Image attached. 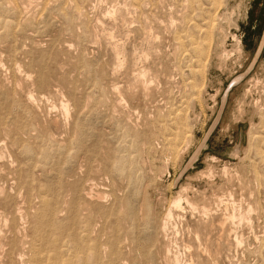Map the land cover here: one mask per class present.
<instances>
[{
    "label": "rangeland",
    "instance_id": "374dc122",
    "mask_svg": "<svg viewBox=\"0 0 264 264\" xmlns=\"http://www.w3.org/2000/svg\"><path fill=\"white\" fill-rule=\"evenodd\" d=\"M263 39L264 0H0V264H264Z\"/></svg>",
    "mask_w": 264,
    "mask_h": 264
},
{
    "label": "bare ground",
    "instance_id": "6f19581e",
    "mask_svg": "<svg viewBox=\"0 0 264 264\" xmlns=\"http://www.w3.org/2000/svg\"><path fill=\"white\" fill-rule=\"evenodd\" d=\"M263 46H264V40L262 41V44H261V47H260V50H262V48H263ZM138 75V74H137ZM244 77H245V75H241V76H239V77H237L234 81H233V83L231 84V86L230 87H233L234 85H236V84H239L243 79H244ZM252 79V78H251ZM251 79L249 80V81H251ZM249 81L248 82H246V83H249ZM227 97V96H226ZM238 153H239V151L237 150L236 152H235V156L236 155H238ZM233 155V154H232ZM214 159V158H213ZM213 159H212V161H213ZM216 161V160H215ZM90 170V169H89ZM58 176V175H57ZM96 193V192H95ZM179 196V195H178ZM182 198H183V195L181 194L180 196H179V198H178V200L175 202V204H176V206H179V204H180V200H182ZM75 212V211H74ZM250 212H251V210H249L248 211V213H246L245 215L244 214H240V217H244V216H246V217H248L249 216V214H250ZM172 213L170 212L169 214H168V216H167V221L169 220V219H171L172 218ZM245 218V217H244ZM167 222L165 223V229L167 228ZM164 230V229H163ZM161 233H162V231H161ZM163 234V233H162ZM164 235V234H163ZM167 241V240H166ZM172 255V254H171ZM179 262V261H178Z\"/></svg>",
    "mask_w": 264,
    "mask_h": 264
},
{
    "label": "crops",
    "instance_id": "0c3cea01",
    "mask_svg": "<svg viewBox=\"0 0 264 264\" xmlns=\"http://www.w3.org/2000/svg\"><path fill=\"white\" fill-rule=\"evenodd\" d=\"M264 40V39H263ZM261 44H262V42H261ZM260 47H261V45L259 46V48L257 49V51H256V55L258 56V57H260L261 56V54H262V52H263V48H262V50H260ZM264 47V46H263Z\"/></svg>",
    "mask_w": 264,
    "mask_h": 264
}]
</instances>
